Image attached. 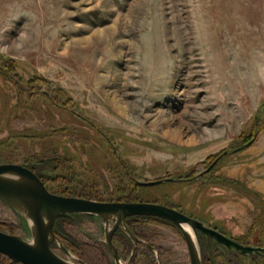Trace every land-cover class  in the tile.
<instances>
[{"label":"rangeland","instance_id":"obj_1","mask_svg":"<svg viewBox=\"0 0 264 264\" xmlns=\"http://www.w3.org/2000/svg\"><path fill=\"white\" fill-rule=\"evenodd\" d=\"M0 49V163L29 165L52 193L162 203L260 248L199 232L201 264L217 250L264 264V0H0ZM71 220L52 249L115 264L111 221ZM133 227L135 241L115 231L131 245L114 244L121 264H190L175 224ZM0 228L32 240L2 198Z\"/></svg>","mask_w":264,"mask_h":264},{"label":"water","instance_id":"obj_2","mask_svg":"<svg viewBox=\"0 0 264 264\" xmlns=\"http://www.w3.org/2000/svg\"><path fill=\"white\" fill-rule=\"evenodd\" d=\"M213 161L208 169H210ZM167 180L169 178H166ZM162 179L138 181L142 186L161 183ZM0 198L11 204L30 221L32 240L0 230V254L14 264H76L58 255L51 247L56 238L53 224L56 218L73 213L96 215L111 221L105 233V241L112 252L115 264H121L120 253L112 236L120 228L134 241L125 219L133 215H148L169 220L182 232L186 242L190 264H201L198 233L209 236L228 249L240 250L245 254L256 252L259 247L243 245L202 221L162 203L149 201H103L79 196L52 193L40 178L27 166L19 163H0ZM188 225L193 237L185 231ZM66 251V250H65Z\"/></svg>","mask_w":264,"mask_h":264},{"label":"trees","instance_id":"obj_3","mask_svg":"<svg viewBox=\"0 0 264 264\" xmlns=\"http://www.w3.org/2000/svg\"><path fill=\"white\" fill-rule=\"evenodd\" d=\"M44 160H45V158H43L42 160L41 159L40 160H37V163H38V161H42L43 162ZM130 193L131 192H128L127 195H131ZM87 198H90V197H87ZM75 215H79V214H74L70 218H63V217L58 218L56 220V222H55L56 223L55 224V228L56 229L54 228L55 229V232H57L59 235H61L62 233L65 234L63 230H65V227L66 226H69L70 227L71 223L73 222L71 219H74ZM148 219L158 220V221H162V222H165V223L172 224L169 220L162 219V218L155 217V216H148V215H133V216H129V217L126 218V222H127L128 226H129L130 230L132 231V233H134L135 235L136 234L138 235V233L135 232V230H134L133 223L134 224H138L141 221H145V220H148ZM57 226L60 228V230L57 228ZM60 232H62V233L60 234ZM70 238L73 240V242L77 245L78 248L80 247L79 249H84L83 246H80L79 245V241H77L72 236ZM113 239H114L113 242H115L114 244H116V246L118 247V249H120L122 247L124 249H127V248H129L131 246L129 239L124 235V233H121L120 234L118 232H115L113 234ZM101 245L103 246V244H101ZM139 250L140 251H143V252H147V254H148V251H150V248H147V247H144L143 245H141L140 248H139ZM120 251H121V249H120ZM225 255H226V253H224L222 251H219V250L215 251V255H214L215 258L216 259L217 258L218 259L220 258L219 261L217 262L218 264H238L236 258L234 257V254H231L230 257L227 256L228 258H230V260H225L224 259V256ZM147 256H149V255H147ZM2 260H4V259H3L2 256H0V262H2Z\"/></svg>","mask_w":264,"mask_h":264},{"label":"flooded vegetation","instance_id":"obj_4","mask_svg":"<svg viewBox=\"0 0 264 264\" xmlns=\"http://www.w3.org/2000/svg\"><path fill=\"white\" fill-rule=\"evenodd\" d=\"M25 166H27L28 168H30L31 170H33L34 171V169L32 168V167H30L29 165H25ZM39 176V175H38ZM74 214H79V213H73L71 216H66V217H63V218H70V217H72ZM58 218H60V217H58ZM58 218H56L55 219V221H54V224H53V231H54V233L56 234V235H59L57 232H55V222H56V220L58 219ZM55 228V229H54ZM0 230H2L1 228H0ZM3 231V230H2ZM114 233H115V231H114ZM113 233V234H114ZM113 237V236H112ZM0 256H2L3 257V259L5 258L6 259V262H4V264H14L8 257H6V256H4V255H2V254H0ZM19 264H21V263H19Z\"/></svg>","mask_w":264,"mask_h":264},{"label":"bare ground","instance_id":"obj_5","mask_svg":"<svg viewBox=\"0 0 264 264\" xmlns=\"http://www.w3.org/2000/svg\"><path fill=\"white\" fill-rule=\"evenodd\" d=\"M184 229H185L186 232H188L193 237L192 230H191V228L188 225H184Z\"/></svg>","mask_w":264,"mask_h":264},{"label":"clouds","instance_id":"obj_6","mask_svg":"<svg viewBox=\"0 0 264 264\" xmlns=\"http://www.w3.org/2000/svg\"><path fill=\"white\" fill-rule=\"evenodd\" d=\"M0 51H5V52H6V51H7V49H0Z\"/></svg>","mask_w":264,"mask_h":264}]
</instances>
